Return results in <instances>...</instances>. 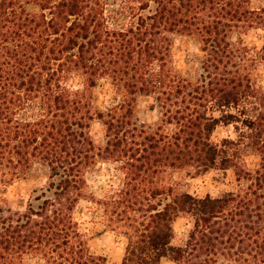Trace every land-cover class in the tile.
I'll use <instances>...</instances> for the list:
<instances>
[{"label": "trees", "instance_id": "obj_1", "mask_svg": "<svg viewBox=\"0 0 264 264\" xmlns=\"http://www.w3.org/2000/svg\"><path fill=\"white\" fill-rule=\"evenodd\" d=\"M179 36L201 45L195 80L176 67ZM261 67L264 0H0V190L49 170L24 211L0 196V264H109L90 252L84 204L126 236L121 264H264ZM104 79L116 98L102 110ZM138 95L157 104L156 128L136 116ZM101 163L120 183L97 197L87 174ZM212 172L235 187L186 188Z\"/></svg>", "mask_w": 264, "mask_h": 264}, {"label": "rangeland", "instance_id": "obj_2", "mask_svg": "<svg viewBox=\"0 0 264 264\" xmlns=\"http://www.w3.org/2000/svg\"><path fill=\"white\" fill-rule=\"evenodd\" d=\"M247 40L254 43L255 37L250 34ZM201 45L197 38L179 36L175 45L176 67L181 74L195 80L199 74ZM259 78L264 84V69H259ZM94 101L98 108L104 110L106 106L114 102L116 98L115 89L108 79H104L93 90ZM136 116L148 126L156 128L160 123V111L155 101L146 95H138L135 102ZM91 134L97 145L104 143V128L99 123H94L91 128ZM227 130L219 128L215 132L217 138L226 136ZM246 161L250 166L257 165L259 157L255 153L248 154ZM180 171H176L172 178L180 177ZM49 176V170L42 164L35 163L21 177L17 178L7 187H2L0 196L5 198V202L10 205L14 211H24L25 207L34 194V190L44 186ZM213 172L193 180H189L186 188L194 194L205 195L207 192L218 193L225 188H233L236 185L233 173H229L224 184L213 180ZM120 174L112 163H101L95 169L87 174L90 190L97 196H105L110 189L116 188L120 183ZM88 206V207H85ZM82 227L88 240L90 252L92 254L104 256L109 264H121L127 246L125 235L108 230L107 220L103 209L97 204H84L82 208ZM179 236L186 230V220L179 219L176 222ZM161 264H176L168 259H163ZM225 264V263H222Z\"/></svg>", "mask_w": 264, "mask_h": 264}]
</instances>
